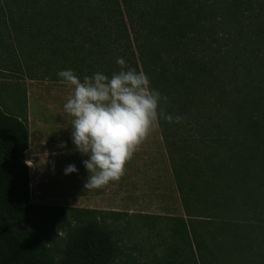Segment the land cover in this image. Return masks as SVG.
<instances>
[{"label": "trees", "instance_id": "1", "mask_svg": "<svg viewBox=\"0 0 264 264\" xmlns=\"http://www.w3.org/2000/svg\"><path fill=\"white\" fill-rule=\"evenodd\" d=\"M42 10L49 27L34 37L47 41V61L64 62L81 78L111 76L124 58L168 97L162 107L182 119H161L160 128L195 260L210 264L232 251L243 257L248 243L225 244L227 227L213 219L223 216L231 191L222 176L257 165L264 0H51ZM246 91L258 93L250 105ZM29 146L27 116L0 105V264H110L115 244L103 227L74 231L59 258L22 229L31 202Z\"/></svg>", "mask_w": 264, "mask_h": 264}, {"label": "rangeland", "instance_id": "2", "mask_svg": "<svg viewBox=\"0 0 264 264\" xmlns=\"http://www.w3.org/2000/svg\"><path fill=\"white\" fill-rule=\"evenodd\" d=\"M50 1L0 0V105L7 113L27 116L30 131L26 158L32 165L31 202L22 229L59 258L74 231L84 225L100 226L114 240L110 264H147L146 238L152 223L175 225L180 238L188 233L161 128L135 152L119 181L99 189L84 188L89 172L83 161L89 157L75 149L72 117L63 107L72 89L67 86L65 92L57 75L72 68L57 60L36 62L49 60L47 41L34 36L49 27V11L42 8ZM256 94L246 91L243 99L250 105ZM257 105L263 109L260 102ZM254 144L259 149L255 171L222 176V185H229L231 191L224 198L223 216L213 219L227 227L225 244L248 245L240 259L239 252L232 251L223 253V258H210V264H264V133ZM70 164L78 171L65 174ZM163 236L167 238H160L163 257H170L175 244H169L170 235ZM185 261L178 264H190ZM195 264H200L197 258Z\"/></svg>", "mask_w": 264, "mask_h": 264}, {"label": "clouds", "instance_id": "3", "mask_svg": "<svg viewBox=\"0 0 264 264\" xmlns=\"http://www.w3.org/2000/svg\"><path fill=\"white\" fill-rule=\"evenodd\" d=\"M116 63L120 70L111 76L96 72L81 80L70 69L57 73L72 89L63 107L72 117L75 149L89 157L83 161L89 172L84 188L89 190L119 181L161 119L169 123L182 119L166 113L162 104L168 97L151 87L144 71L130 67L124 58ZM77 171L75 164L65 168V174Z\"/></svg>", "mask_w": 264, "mask_h": 264}, {"label": "crops", "instance_id": "4", "mask_svg": "<svg viewBox=\"0 0 264 264\" xmlns=\"http://www.w3.org/2000/svg\"><path fill=\"white\" fill-rule=\"evenodd\" d=\"M36 62H49V61L38 60ZM64 82L65 81L63 80V78L59 80L60 84L65 85L64 86L65 92H67L68 85L66 82H65L66 84H64ZM172 219L173 218H171L170 220ZM165 234L170 235L169 244L173 242L172 245L175 244L176 247V253H173L170 257H163L164 242L162 239H167L166 236H163ZM161 237L163 238L160 239ZM146 249H147V257H148L147 264H178L180 262V259L183 262H186L185 260H188L187 262H189L190 264H195L194 246L190 235L185 234L183 235V237L180 238L178 235V229L175 225H171V228H165L164 226L155 227L154 224L152 223L151 228L147 230Z\"/></svg>", "mask_w": 264, "mask_h": 264}]
</instances>
